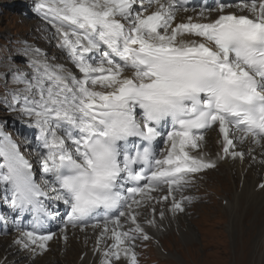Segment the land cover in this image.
Listing matches in <instances>:
<instances>
[{
    "label": "snow or ice",
    "instance_id": "obj_1",
    "mask_svg": "<svg viewBox=\"0 0 264 264\" xmlns=\"http://www.w3.org/2000/svg\"><path fill=\"white\" fill-rule=\"evenodd\" d=\"M34 7L80 75L27 45L30 71L3 73L0 106L26 118L37 147L24 138L22 151L0 122V191L9 207L38 220L56 217L48 201L66 207L65 226L83 230L93 217L103 219L97 244L109 231L113 243L102 264L121 255L138 264L136 241L151 237L136 209L151 208L146 224L155 227L152 193L166 185L156 203L171 200L169 211H185L191 198L177 201L175 192L215 167L190 154L201 149L205 130L218 127L224 158H244L230 129L242 133L241 142L264 140V0H219L206 6L217 13L207 22L204 9L199 20L177 22L179 8L186 10L180 0H34ZM232 7L240 12L226 11ZM9 78L22 87L9 89ZM165 136L169 146L158 159L155 142ZM24 151L35 152L38 169ZM124 217L134 227L122 230ZM53 235L22 230L14 243L35 256Z\"/></svg>",
    "mask_w": 264,
    "mask_h": 264
},
{
    "label": "rangeland",
    "instance_id": "obj_2",
    "mask_svg": "<svg viewBox=\"0 0 264 264\" xmlns=\"http://www.w3.org/2000/svg\"><path fill=\"white\" fill-rule=\"evenodd\" d=\"M30 25H31L30 22L18 23L17 18L15 16H11L9 14H7V16H5V17L0 16V34L1 33L3 34V32H5V31H10L11 33H18L19 32V33H21V35H24L27 32H29ZM0 39H2V38L0 37ZM230 168H232V167H230ZM230 171H231V169H230ZM230 171H227L226 172L227 176H225V177H228V180H230L232 178V176H230V174L228 175V173H230ZM248 176H249V178H247L245 181H249V179L251 178L250 175H248ZM237 184L238 183H236V185ZM230 185H231L230 181H226V182L222 181L221 183L218 182L216 189H219L221 194L210 196L209 197L210 200H207L208 202H205L202 204H197L194 206V210L199 217H197V218L193 217V218H191V220L193 222L195 221L194 223L199 228V231L201 232V236H202L203 242H204L203 247L207 248V250H208L209 255H208L207 260H206L207 264H227L224 260V257L227 256V252L224 249L225 248L224 241H227V239H228L232 243L233 242V235L235 232H237L238 235L246 236V238H248L250 245L255 241V237L258 241H260L259 239L264 240V235H262V231H264V230H262L263 224L258 229L259 230L258 233L260 232V234L259 235L257 234L258 237L256 236L257 226H259L258 221L261 223L264 222V218H263L264 214H261V215L259 214L258 221L256 219L251 218V217H253L254 214L256 215L258 213V209H260L259 204L256 201L254 203H252V200H249L250 203H247V204L243 203V201H242V203L240 202L239 203L240 204L239 209L244 210V211H240L239 214H241V213L245 214L246 212H248L249 214H247L245 217L243 216V218L238 217V220H236L237 224L232 225V223H236V221L234 220V222H233L231 220L232 218L228 217V214H226V210L224 209L225 206L223 203H221V201L223 200L222 199L223 197L225 199L228 196H231L235 193L236 194L240 193V190H239L240 187L237 188V190H235V189L231 190ZM226 187H227V189H226L227 193L224 192V189ZM246 190H248V189H246ZM243 192H242V195L244 194ZM259 193H261V191ZM259 193L257 196H259L260 197L259 199L262 200L264 195L260 196ZM224 201H226V200H224ZM256 205H257V207H256ZM224 210H225L226 222L222 223V221H218V218L220 217L218 214L224 213ZM213 218H214V220H213ZM231 226H232V230L234 232L233 234L230 233ZM188 229H191V228L188 227ZM254 229H255V231H254ZM187 234H188V236H187ZM180 237H181L182 242L179 240V238L175 239V237H172L170 240H168V243L170 246L169 255H172L175 257V258H172L170 256V258H172L171 263L172 264H190L191 259L188 255L184 245L186 244V246L188 248H190L191 245L188 243L192 242V240H193L192 231L187 230L186 233L180 234ZM161 244L164 245V242L161 241ZM227 244H228V242H227ZM70 245H71V243L68 244V247ZM194 245L195 244H193V246H191V247H194ZM71 247L73 249L79 248L77 244L76 245L72 244ZM175 248H179L180 251H176ZM200 248H201V245H199L196 242L195 251L201 250ZM228 249L230 250L229 245H228ZM253 250L257 254L259 251V248L254 247ZM77 253L78 252L73 253V251H70V253H68V257H74V260L72 262H70L69 264H77V262H76ZM262 253H264V249H262V251H261L260 256L261 255L262 256L260 257L261 260L259 262L261 264H264L263 263L264 262V260H263L264 254H262ZM0 254L6 255L9 253L4 252V250L0 249ZM181 256L184 257L185 260L183 258H181ZM51 257H57V256L53 255ZM51 257L50 256L46 257L41 262H39V263L36 262L35 264H47V262L50 261ZM12 258L13 257H12V253H11L8 255V259L11 260ZM16 258L18 259L19 255ZM57 258L59 259V257H57ZM200 259L201 258H199V260ZM63 260H64V258H63ZM88 261H89V258H86L84 260V262H82V263L88 264ZM199 263L202 264V262H199ZM49 264H52V262H50ZM159 264H162V263L160 262ZM233 264H248L247 249L246 248L242 249L241 251L239 248L234 249ZM249 264H251V263H249Z\"/></svg>",
    "mask_w": 264,
    "mask_h": 264
},
{
    "label": "bare ground",
    "instance_id": "obj_3",
    "mask_svg": "<svg viewBox=\"0 0 264 264\" xmlns=\"http://www.w3.org/2000/svg\"><path fill=\"white\" fill-rule=\"evenodd\" d=\"M246 13H248L246 10H245ZM251 15V13H248ZM230 167H227V170L224 171V172H221L220 174H225L227 171H230ZM239 172H242V170H240ZM231 173V171H230ZM225 176H227V174H225ZM251 178L249 179V181H244L243 184L245 185V191L243 192L244 194L242 195V193L239 195V196H233V198L231 199L230 197H228V204H227V207L225 208L226 210V214H228V217L232 218L231 220L234 222V220H238V217H242L243 216L245 217L247 214H249L248 212H246L245 214L244 213H241L239 214L240 211H244V210H241L239 209L240 208V202L242 203H250L249 200H252V203H254L255 201L259 204V207H262L263 204H264V197L261 199H259L260 197L257 196L258 193H255L254 191V188H255V185H256V180L254 179V176L253 175H250ZM253 184L254 188H251V185ZM250 188V189H249ZM248 189V190H246ZM260 194V193H259ZM242 195V196H241ZM233 202V203H232ZM252 207V206H251ZM254 207V206H253ZM257 207V205H256ZM255 208V207H254ZM250 211V210H249ZM244 214V215H243ZM261 214H263V212H261ZM249 216V215H248ZM251 216V215H250ZM253 219H256V215L254 214L253 217H251ZM258 218V216H257ZM264 218V216H263ZM257 220V219H256ZM255 220V221H256ZM243 221V220H242ZM247 221V220H246ZM258 221V220H257ZM244 223V222H243ZM237 224V221L236 223H232V225H236ZM251 226V225H250ZM249 226V227H250ZM254 226V225H253ZM252 227V226H251ZM250 227V228H251ZM173 226H171V230H173ZM236 228V227H235ZM189 231H191V229H188ZM238 230V229H237ZM229 231V230H228ZM255 231V229H254ZM179 234H182L181 233V228L178 230ZM230 233H234L233 230H232V226H231V229H230ZM260 234V233H259ZM190 235V234H189ZM188 236V234H187ZM261 240V239H259ZM162 241V240H161ZM188 244H190L191 246H193V244H195V242L192 240V242H189ZM186 245V244H185ZM0 249L1 250H4V252H8L9 254L12 253V250L10 248L7 247V245L3 242V241H0ZM264 256V255H263ZM16 258V257H15ZM263 258V257H262ZM264 260V259H263ZM264 263V262H263Z\"/></svg>",
    "mask_w": 264,
    "mask_h": 264
}]
</instances>
